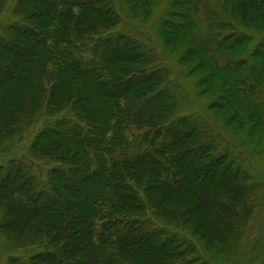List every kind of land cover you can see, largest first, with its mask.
<instances>
[{"label": "trees", "instance_id": "1", "mask_svg": "<svg viewBox=\"0 0 264 264\" xmlns=\"http://www.w3.org/2000/svg\"><path fill=\"white\" fill-rule=\"evenodd\" d=\"M226 1L224 13L264 24V0ZM181 11L173 10L162 34L196 45L187 54L212 71L208 89L222 96L221 112L243 130L246 117L252 131H264L251 94L227 86L245 75L263 88L264 53L248 50L247 38L223 47L230 36L217 42L223 65L205 60L220 35L186 31L177 23ZM118 21L109 0H0V139L19 136L34 120L33 149L46 162H0V239L23 251L6 264H170L165 259H184L193 247L182 251L172 233L163 240L166 233L144 218L147 202L164 219L205 227L213 243L226 241L258 200L226 158H213L199 124L169 120L173 104L161 102V91L153 95L161 72L148 67L137 41L109 34ZM253 56L261 65L248 63Z\"/></svg>", "mask_w": 264, "mask_h": 264}, {"label": "rangeland", "instance_id": "2", "mask_svg": "<svg viewBox=\"0 0 264 264\" xmlns=\"http://www.w3.org/2000/svg\"><path fill=\"white\" fill-rule=\"evenodd\" d=\"M109 2L119 17L118 26L109 31V34L117 36L120 33L137 41L146 54L148 67L157 73L161 72L160 86L155 88L153 95L161 91L163 93L160 97L161 102L173 104L169 120L190 119L199 124L210 137L207 142L215 149L212 152L213 158H226L224 165L230 166L234 173L242 174L241 183L247 188L255 189L253 199L258 197L256 202L252 204L250 202L249 216L238 227L234 226L226 241L213 243L205 236V227L196 228L190 222L187 224L184 221L164 219L153 212L147 202L144 218L148 220V224H153L166 233L163 240H167V236L172 233L183 240L182 251H185L187 244L193 247V252L184 259L183 257L179 259V255L165 261L170 264H184L183 260L190 264H264V139L260 140V146L253 143V140L264 131L259 127L252 131L250 119L246 117L244 122L247 125L243 130L238 123L230 120V114L221 112L219 105L223 103L222 96L220 93L215 94L213 89H208L210 83L208 75H211L212 71L207 65L202 68L199 58L189 57L187 54L190 49H195L196 45H180L179 40L173 44L169 36L162 34L166 30L165 23L171 19L169 15L177 17L173 10L176 12L183 10L185 17L178 16L177 23L184 25L186 31L194 28L199 38L220 35L214 43L209 44V51L202 58L205 60L218 58V62L223 65L224 58L218 52L217 42L220 43L223 38L231 36L232 39L223 46L228 47L237 38H247L243 45L251 52L262 54L264 49L260 47L264 45V24L259 23L258 27L251 23L245 24L234 15L224 13L223 9L230 6L226 0H109ZM11 9L12 7L7 8V14ZM81 56L83 62L91 58L88 50L82 51ZM262 61L254 56L248 59L251 65H261ZM212 79L217 83L222 76L216 75ZM227 86L232 90H238L239 95L251 94V108L257 106L259 115L264 116V86L259 89L254 78L245 75L230 81ZM238 107L242 108L241 105ZM33 121H28L20 128L19 136L0 139L1 163L4 160L26 158L32 166L46 164L45 161H41L43 158L37 155L36 149H33L37 144L35 136L39 131V126H33ZM1 127L0 125V133ZM38 174L42 178L39 182L41 184L44 175ZM35 244L34 247L37 248L38 244ZM10 253L13 252L9 245L0 239V264H6L5 260ZM21 253L23 251L15 252L12 257Z\"/></svg>", "mask_w": 264, "mask_h": 264}]
</instances>
